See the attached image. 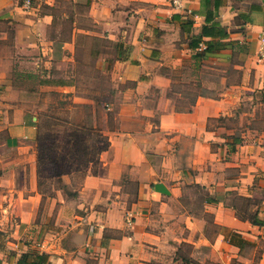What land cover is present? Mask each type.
I'll use <instances>...</instances> for the list:
<instances>
[{
    "label": "crops",
    "instance_id": "1",
    "mask_svg": "<svg viewBox=\"0 0 264 264\" xmlns=\"http://www.w3.org/2000/svg\"><path fill=\"white\" fill-rule=\"evenodd\" d=\"M217 1L210 12L203 0H184L182 10L165 0H72L60 39L51 35L61 26L56 0L29 9L0 0V40L13 24L15 52L40 50L50 68L55 47L70 60L86 38L97 69L114 82L102 100L112 119L97 172L77 187L67 174L54 176L57 186L42 189L38 119L22 101L12 53L0 55L10 64L0 68V264H264V244L258 261L251 256L264 240V131L238 111L245 98L255 104L264 95V0ZM213 21L224 34L201 35ZM248 41L249 61L231 81L225 63ZM209 63L215 84L202 78ZM191 66L200 70L194 89L181 76ZM63 80L57 88L96 112L94 99Z\"/></svg>",
    "mask_w": 264,
    "mask_h": 264
},
{
    "label": "rangeland",
    "instance_id": "2",
    "mask_svg": "<svg viewBox=\"0 0 264 264\" xmlns=\"http://www.w3.org/2000/svg\"><path fill=\"white\" fill-rule=\"evenodd\" d=\"M55 8L62 11L59 15L61 26L60 28L58 27L59 34L57 31L53 30L51 35L53 34L55 37L61 39L67 36L71 27V16L74 11L73 2L72 0H56ZM3 26L4 25H1V27ZM8 26L9 28H6L7 37L0 40V55L3 59H7L11 52L14 57L13 59L17 60L15 62L12 59L13 61L11 65L13 66V69L18 70V72L20 70L21 76H18L19 78L17 77L18 79L16 78L17 80L15 79V81L27 91L22 96V101L26 107L35 113L38 119V126L33 139V149L36 153L38 167V186L44 189L46 186H57L58 184L56 180L54 181L55 177L52 176L50 172L52 165L50 160H54V162L56 161L57 165L64 166L69 156L73 158V161H71L74 163L73 167L76 168L77 166L79 170H81L79 172L84 171L87 174L89 171L91 172L92 170H95L96 166L94 163L88 161V158L91 156V153H88V145L91 141V136L88 139H85L83 143L86 147L85 150L82 145L81 147L78 145H72V143L66 145L64 144L65 139L61 135L64 128L60 127L66 125L64 121L65 119L74 121L82 118L83 120H86L93 111L92 105H72L74 102L73 94L67 96L65 94L62 95L61 92H54L52 90L57 88L56 83L58 81H64L63 79L66 78V80L71 81L76 86V89L82 95L89 96L95 101L98 100L97 103L94 104L97 117L96 124L101 128H105L107 125H111L112 119L111 113H108L109 115L107 114V116H105V111L102 108V100L109 98L110 94L114 91V82L109 77V73L97 69L95 55H93V48H91L90 52L89 43L86 38L82 39L79 42L80 45H78L72 54H70V60H67L66 58L62 59L63 54L61 52V47H55V62L49 68L45 62L47 56L42 55L40 50L35 49L26 53H20L18 49V52H15V48L12 47L15 27L13 24ZM100 45H105V42L101 40V42L97 41V43H95L97 49L101 48ZM251 50L250 41L235 47L234 54L230 58L229 63L228 61L225 63L226 73L228 75L234 73L230 75L231 81L238 79L240 73L244 72L245 64L249 61V53ZM233 63L242 65V67L240 69L236 67L234 68L232 65ZM9 65L10 64L7 62H0V68L2 69H7ZM56 65L59 66L56 67ZM210 65L214 66L215 64L209 63L208 68H202V78H208V82L215 84L216 71L213 68H210ZM185 74H189V77L188 79L183 77V80H188L187 85L194 89L196 83H200V80L195 77L196 75H200L199 68L195 66L185 68L181 71V76H184ZM56 90L68 93V91L59 88ZM261 97L264 98V95H258V102L255 104H251L250 101L244 97L243 104L238 108V111L241 112L250 111V114H247L245 117H248L249 121L253 118L251 120V127L259 133L264 131V100H262L261 103ZM92 117L93 115L91 114V118ZM77 149H79V151L82 149V152L71 156V154ZM81 179L77 173H70L71 186H80ZM243 206L245 205L243 204ZM248 208H250L249 205ZM263 244L264 240L259 241L256 254L251 253V256L254 255L255 261H258L259 252L257 251ZM248 253L250 252L248 251Z\"/></svg>",
    "mask_w": 264,
    "mask_h": 264
},
{
    "label": "trees",
    "instance_id": "3",
    "mask_svg": "<svg viewBox=\"0 0 264 264\" xmlns=\"http://www.w3.org/2000/svg\"><path fill=\"white\" fill-rule=\"evenodd\" d=\"M207 6V8L210 10V12H213V9L209 6L210 4V0H203ZM219 7V2L217 0H214L213 2V8L214 10H217ZM209 17H207L206 15V19H208ZM201 35L203 36H213V35H220V34H224V31H222V28L220 26H218L217 22L213 21L210 24H205L202 26L201 29ZM206 46H205V50L206 51H211L214 49V45L215 42L211 39L206 40ZM61 84V81H58L56 84ZM54 92H61L62 95H69L70 93H65L63 91H58V90H52ZM98 100H96L97 102ZM72 105H90L88 103H75L73 102ZM91 114L93 115V117L91 118ZM94 116H95V120H94ZM97 117H96V112L92 111V113H90V116L86 119L83 120L82 118L78 119V120H74V121H70V119H65V124L63 126V131L61 132V135L63 136V138L65 139L64 144L68 145L71 144L72 145H78L79 147H81V145L84 147V150L86 149L85 145L83 144L85 139H88L90 136V143H89V149H88V153H91V156L88 158V161L91 163H94L95 170H92V173H96L97 172V166H98V161H99V155L100 153L105 150L108 145H109V139H108V135L105 132L104 128L99 127L96 123ZM60 125V124H59ZM37 126H38V122H37ZM82 152L79 151V149H77L75 152H73L71 154V156ZM86 153V152H85ZM67 155V154H66ZM76 158V157H74ZM52 165L50 168V172L52 174V176L55 177H60L62 174H67L68 176H70V173L73 172L74 174H78L79 178H83L84 175L86 174L84 171L83 172H79L81 170H79V168L76 166V168H74V163H72L71 161H73L72 157L67 158L64 166H60L56 164V161L54 162V160H50ZM82 180V179H81Z\"/></svg>",
    "mask_w": 264,
    "mask_h": 264
},
{
    "label": "built area",
    "instance_id": "4",
    "mask_svg": "<svg viewBox=\"0 0 264 264\" xmlns=\"http://www.w3.org/2000/svg\"><path fill=\"white\" fill-rule=\"evenodd\" d=\"M166 3L173 9L182 10L184 9V0H165ZM33 0H19V4L23 9H29L32 6ZM258 54L260 57H264V35L262 34L258 39ZM126 223L131 225L132 218L128 216Z\"/></svg>",
    "mask_w": 264,
    "mask_h": 264
}]
</instances>
